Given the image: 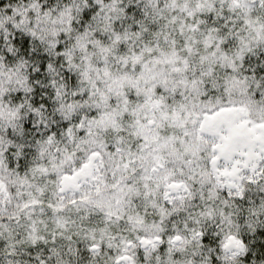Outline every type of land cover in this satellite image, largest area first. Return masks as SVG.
Returning a JSON list of instances; mask_svg holds the SVG:
<instances>
[{
  "label": "snow or ice",
  "instance_id": "obj_1",
  "mask_svg": "<svg viewBox=\"0 0 264 264\" xmlns=\"http://www.w3.org/2000/svg\"><path fill=\"white\" fill-rule=\"evenodd\" d=\"M0 264H264V0H0Z\"/></svg>",
  "mask_w": 264,
  "mask_h": 264
}]
</instances>
